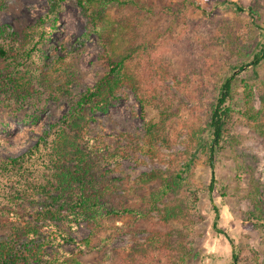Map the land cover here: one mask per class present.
<instances>
[{
    "label": "rangeland",
    "instance_id": "374dc122",
    "mask_svg": "<svg viewBox=\"0 0 264 264\" xmlns=\"http://www.w3.org/2000/svg\"><path fill=\"white\" fill-rule=\"evenodd\" d=\"M137 1L155 13L140 15V26L134 28L148 33L152 44L133 57L137 89L122 86L105 111H87L81 122V137L94 145L87 158L89 174L98 185L115 180L120 186L104 200L98 224L83 221L71 233L78 240L91 238L94 249L81 259L84 264L263 262L264 226L252 223L251 214L259 212L256 200L264 206V142L246 116L248 102L257 108V91L264 89V61L255 68L246 64L264 44V0ZM53 3L0 0V26L12 33L6 41L8 56L0 58V162L46 133L52 140L61 129L78 143L69 112L108 70L105 46L111 35L92 30L90 16L96 9L78 0ZM116 14L114 7L106 11L108 19ZM229 75L235 79L225 140L233 142H223L214 156L215 181L209 191L208 151L197 147L194 134L205 126L218 87ZM245 83L252 88L250 99ZM160 119L161 139L147 153L145 123ZM105 154L112 155L110 163L102 161ZM182 169L186 179L175 195L185 208L169 226L173 237L186 240L190 255L183 262L181 251L129 258L135 245L147 244L150 235L163 230L160 210L168 204L166 196L152 206L155 185H143L140 178L152 172L167 177ZM48 175L42 159L18 171H0V239L14 235L20 221L33 222L28 211L39 212L40 206L32 187L44 184Z\"/></svg>",
    "mask_w": 264,
    "mask_h": 264
},
{
    "label": "trees",
    "instance_id": "16d2710c",
    "mask_svg": "<svg viewBox=\"0 0 264 264\" xmlns=\"http://www.w3.org/2000/svg\"><path fill=\"white\" fill-rule=\"evenodd\" d=\"M56 7L59 0H53ZM78 3L93 6L96 10L91 13L92 30L108 31L111 35L107 38L109 62L106 74L89 90L80 96V99L69 112L68 124L76 130L78 143L70 141V136L63 129L53 133L55 137L49 139V134L40 137L35 144L20 152L17 156L10 157L0 162V171L9 173L26 167L35 160L42 159L43 168L49 172L44 184H34L32 190L34 199L40 206L39 212L32 213L33 222L30 220L20 221L21 227H15L14 235L0 239V264H84L81 256L84 252L94 249L91 238L78 240L71 235L76 231L78 224L83 221L98 224L102 217L103 202L111 191H117L120 186L115 180L98 185L95 176L89 174V162L87 158L93 155L94 145L81 137V122H86L88 112L105 111L116 93L122 86H128L136 90L134 56L137 51H143L151 47L148 33L141 34L135 30V26L141 23L140 15L154 16V11L137 0H78ZM109 7L117 9L113 18L106 17ZM238 11H248L250 8ZM118 14L121 19L116 20ZM102 23V24H99ZM8 28L0 26V58L8 56L7 39L12 36ZM150 35V34H149ZM34 45L25 51L29 55ZM246 65L257 67L264 61V44L259 46ZM244 65L239 66V71ZM235 75H229L223 79L218 87V94L212 104L205 126L199 133L194 135L198 138V146L203 151H208V166L210 169V184L208 190L212 191L215 181L214 156L221 149L223 142H233L231 138L225 140L226 132L231 123L232 110L227 102L231 99L233 80ZM245 93L249 99L252 97L250 86L245 83ZM138 99L144 102V97L138 93ZM246 118L253 122L257 136L264 142V89L257 91L256 105H249ZM162 112L160 113V115ZM163 120L158 122H146L144 126V147L147 153L153 151L155 144L160 141L163 131ZM86 141V142H85ZM228 143V142H227ZM72 151H69V149ZM68 149V150H67ZM111 154H105L102 158L104 163H110ZM187 168V167H186ZM185 171L172 172L164 177L161 172L144 174L140 181L143 185L152 183L155 190L150 194L152 206L161 203L163 198L168 197V204L161 208L160 219L164 223L163 230L154 232L148 237L147 244H137L128 252V257L133 259L135 255L147 257L149 251H164L167 253L180 252L185 259L190 252L184 238L173 237V230L169 223L182 216L185 205L176 199V191L185 180ZM259 203L257 215L251 214L254 224L264 226V206ZM40 222V224H39ZM38 223V224H35ZM212 226L216 227V221ZM16 239V240H14ZM182 241V242H181ZM186 243V244H185ZM236 259V255H234ZM257 264H264L257 262Z\"/></svg>",
    "mask_w": 264,
    "mask_h": 264
}]
</instances>
